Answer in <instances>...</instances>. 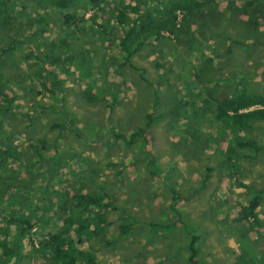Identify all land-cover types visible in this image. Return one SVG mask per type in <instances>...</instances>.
<instances>
[{
    "label": "rangeland",
    "instance_id": "1",
    "mask_svg": "<svg viewBox=\"0 0 264 264\" xmlns=\"http://www.w3.org/2000/svg\"><path fill=\"white\" fill-rule=\"evenodd\" d=\"M66 1L4 2L0 264H59L44 243L69 230L61 206L79 190L108 196L102 231L82 234L93 264H192L193 236L197 264H240L249 248L264 256V150L240 149L237 173L223 168L228 137L214 104L235 89L264 95V0L177 12L175 32L133 56L137 70L124 63L112 17L130 0ZM250 137L264 145V123ZM254 197L258 207L239 222L236 206ZM24 217L21 235L10 220Z\"/></svg>",
    "mask_w": 264,
    "mask_h": 264
},
{
    "label": "trees",
    "instance_id": "2",
    "mask_svg": "<svg viewBox=\"0 0 264 264\" xmlns=\"http://www.w3.org/2000/svg\"><path fill=\"white\" fill-rule=\"evenodd\" d=\"M59 0H53L54 3ZM74 0H67L65 2L66 7L72 6ZM102 0H87V2L94 6L99 7ZM5 0H0V22L7 13L4 7ZM64 2V0H62ZM212 0H161L157 6L145 7L147 2L145 0H135L129 3H117L113 8L112 17L115 18L116 23L122 29V36L117 38L120 51L123 53L124 63L129 67L137 68L132 63V58L135 56L147 43L151 40H158L161 38L162 32L173 33L176 30V14L177 12L185 13V17L193 16L194 11H198L201 8L211 5ZM161 5V6H160ZM264 10V3L262 4ZM142 9V10H141ZM129 13V14H127ZM64 23L76 22L77 19L74 16L64 15ZM215 117L216 120L222 125L224 133H227L228 137L225 141V159L220 163L226 170H237V151L240 149H252L254 155H258L264 150L263 144H257L250 137L251 131L257 124L264 123V95L259 93L248 92L244 88L235 89L233 94L223 98L221 100H215ZM147 121L144 128L140 130L143 135L152 124L153 116L147 115ZM80 135L78 134V137ZM134 137L133 135L131 136ZM255 156H247L252 158ZM208 173L212 168H207ZM204 187V186H202ZM85 193V194H84ZM178 194L173 192V198H177ZM104 198H108L106 194H100L99 192H93L88 194L84 191L78 192L74 196L72 207H68V203L65 202L64 206H61V213L66 215L71 224L69 230L64 231L62 229L53 230L47 237L48 240L44 243V249L50 252L51 261L59 264H78L79 256H82L87 263L93 264L94 257L92 254L82 251V234L87 231V228H92L91 233L97 234L101 232L104 224H101L106 210L103 206ZM72 199V200H73ZM109 205V203H107ZM258 198L254 197L250 203V206L237 205L236 217L239 222L247 221L250 217L249 209L258 207ZM108 207V206H107ZM103 210V211H102ZM15 223L19 222L17 227L19 233L24 234L31 227V218H22V220H12ZM105 226V225H104ZM74 227V228H73ZM6 226L3 227V230ZM6 231V230H4ZM90 236V234H87ZM102 240V238H100ZM198 241L196 236L192 237L190 249V262L197 264L196 256L197 249L195 244ZM4 242H0V247H4ZM6 253V251H5ZM246 256L242 255V261L240 264H254L255 261H259L260 264H264V256H257L254 258L253 248L245 250ZM76 254V255H75Z\"/></svg>",
    "mask_w": 264,
    "mask_h": 264
}]
</instances>
